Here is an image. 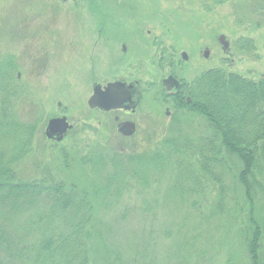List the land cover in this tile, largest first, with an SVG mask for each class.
<instances>
[{"label":"rangeland","instance_id":"obj_1","mask_svg":"<svg viewBox=\"0 0 264 264\" xmlns=\"http://www.w3.org/2000/svg\"><path fill=\"white\" fill-rule=\"evenodd\" d=\"M99 15L107 18L108 41L96 44ZM132 31L133 40L124 37ZM221 35L229 44L225 53L217 41ZM181 53L188 55L186 62ZM214 68L253 82L264 79V0H0V158L21 181L49 177L74 185L92 202L103 198L102 228L109 225L112 231L98 249L104 254L112 247L103 264H180L183 239L173 245L165 227L137 220L138 197L149 200L154 187H135L124 167L110 166L155 152L166 138L198 143L207 132L204 119L167 99L160 81L171 73L190 83ZM129 74L147 93L133 116L88 108L94 81L104 85ZM61 117L72 129L62 142H50L44 135L47 123ZM115 117L135 123L131 138L118 134ZM100 152L107 154V169H100L102 159L95 157ZM144 165L137 174L152 181L151 166ZM176 176L164 173L162 181ZM120 181L124 188H118ZM206 190L211 202L215 188L210 184ZM24 218L14 225L20 227Z\"/></svg>","mask_w":264,"mask_h":264},{"label":"trees","instance_id":"obj_2","mask_svg":"<svg viewBox=\"0 0 264 264\" xmlns=\"http://www.w3.org/2000/svg\"><path fill=\"white\" fill-rule=\"evenodd\" d=\"M196 84L184 108L206 123L198 143L166 138L157 151L130 155L126 163L118 160L110 167H124L135 187H154L149 200L138 197L137 220L165 227L173 245L183 239L180 264H264V79L253 82L218 69L200 75ZM106 155L95 156L102 159L100 169L109 166ZM230 159L236 162L230 165ZM2 163L0 158V264L109 260L112 247L98 251L112 232L109 225L102 228L98 206L103 198L92 202L74 185L49 177L21 181L10 162ZM142 164L151 166L152 181L137 174ZM168 172L177 176L162 181ZM210 184L217 193L211 202L205 193ZM125 186L118 182V188ZM22 215L25 222L14 225Z\"/></svg>","mask_w":264,"mask_h":264},{"label":"water","instance_id":"obj_3","mask_svg":"<svg viewBox=\"0 0 264 264\" xmlns=\"http://www.w3.org/2000/svg\"><path fill=\"white\" fill-rule=\"evenodd\" d=\"M58 1L61 3H67L69 0ZM218 41L222 45L223 52H226L228 50V42L226 41L225 37L220 36L218 38ZM181 57L183 61L187 60V56L185 53H182ZM205 57H207V52H205ZM162 86L167 92H169L171 88H177L179 86V83L174 78L168 77L167 79H164L162 81ZM130 88L132 87H128V89ZM124 91H126L125 85L119 82L109 83L103 90H101L100 86H94L93 97H90L87 102V106L91 110L96 109L102 112H109L120 109H132V111H134L139 104L141 97H115V95ZM71 129L72 126L67 122V119L65 117L55 118L48 121L44 131V135L47 140L60 143ZM118 132L123 137L130 138L135 133L134 124H121L118 128Z\"/></svg>","mask_w":264,"mask_h":264},{"label":"flooded vegetation","instance_id":"obj_4","mask_svg":"<svg viewBox=\"0 0 264 264\" xmlns=\"http://www.w3.org/2000/svg\"><path fill=\"white\" fill-rule=\"evenodd\" d=\"M106 23H107L106 16L99 15V20H98V38H97L98 40H97L96 44L100 43V41H104V42L108 41L107 35H105L108 32ZM135 36H136V34H134V32L132 31L130 36L125 35L124 37H128V38L133 40L135 38ZM124 37H123V42H122L121 48H120V51H121L122 54L126 53L127 48H128L126 46V43H128V42L125 41ZM205 52H207V57H205ZM181 54H180V57H181ZM209 54H210V52L208 51V49H206L203 52L202 56H203V58L205 60H207L208 57H209ZM181 59H182V57H181ZM187 60H188V55H187ZM186 61H184V62H186ZM213 70H218V68L208 69L206 71H203L201 74H199L195 78L196 81H195V79H193L190 83H184L180 79H177V77L175 75L169 73L165 78H162L161 81H160L161 92L165 95V97H167V99L178 100L179 101V106L190 105L191 104V98L190 97L193 94V90L197 91V88H196L197 84L196 83H197L198 78L200 77V75L208 73V72H211ZM168 77L174 78L179 83V86L177 88H171L169 90V92H167L165 90V88L162 86V81L164 79H167ZM114 82H119V83L124 84L125 85V89H126V91L118 93L117 95H115V97H141L140 101H139V104H140V102L142 100V97H146L147 96V93H145V90L142 88V82L140 80H138L137 78H135L134 76L132 78L131 75L129 74L125 78H121V79L115 80L113 82H108V83H106L104 85L94 81V83L92 84V87H91V91L92 92H91L90 97H93L94 86H100L101 90H103L107 84L114 83ZM130 86L132 88L128 89V87H130ZM147 90H148V88L146 89V91ZM138 92H139V94H138ZM139 104L137 105V107L135 108L134 111H132V109L131 110L120 109V110L110 111V112H107V113L119 112V113H121L122 115H124L125 117L128 118V117H131V116H133L135 114ZM125 105H127V104H125ZM165 116H166V118H168L170 116V113H169L168 110L166 111ZM114 121L117 123V131H118V128L120 127V125L121 124H125V123H133L134 126H135V130H136L135 123L132 122L129 119H126V120L121 122L119 117H115Z\"/></svg>","mask_w":264,"mask_h":264}]
</instances>
